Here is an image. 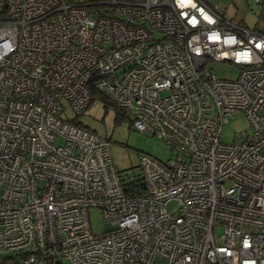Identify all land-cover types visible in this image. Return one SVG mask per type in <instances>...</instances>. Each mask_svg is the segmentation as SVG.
<instances>
[{
    "label": "built area",
    "instance_id": "obj_1",
    "mask_svg": "<svg viewBox=\"0 0 264 264\" xmlns=\"http://www.w3.org/2000/svg\"><path fill=\"white\" fill-rule=\"evenodd\" d=\"M93 92L174 158L115 172L73 123ZM0 187V264H264V34L203 0H0Z\"/></svg>",
    "mask_w": 264,
    "mask_h": 264
},
{
    "label": "rangeland",
    "instance_id": "obj_2",
    "mask_svg": "<svg viewBox=\"0 0 264 264\" xmlns=\"http://www.w3.org/2000/svg\"><path fill=\"white\" fill-rule=\"evenodd\" d=\"M207 68L217 79L233 81L238 75V67L229 63L212 62L207 65ZM68 114L73 117L71 112ZM78 119L85 127L108 142L113 168L120 175L137 170L141 155L150 156L163 163L174 158L172 151L161 140L140 134L133 129L131 112L123 113L118 108L104 107L102 101L95 99ZM243 132L250 134L249 123L242 113L236 112L234 119L228 117V122L223 126L221 142L230 144ZM1 190L0 187V195ZM89 221L94 233L103 232L99 210L91 209L89 211ZM220 233V229L215 230L216 236H219ZM153 264L167 263L156 259Z\"/></svg>",
    "mask_w": 264,
    "mask_h": 264
},
{
    "label": "crops",
    "instance_id": "obj_3",
    "mask_svg": "<svg viewBox=\"0 0 264 264\" xmlns=\"http://www.w3.org/2000/svg\"><path fill=\"white\" fill-rule=\"evenodd\" d=\"M211 7L219 8L224 18L239 25L262 33L264 28V0H203Z\"/></svg>",
    "mask_w": 264,
    "mask_h": 264
},
{
    "label": "trees",
    "instance_id": "obj_4",
    "mask_svg": "<svg viewBox=\"0 0 264 264\" xmlns=\"http://www.w3.org/2000/svg\"><path fill=\"white\" fill-rule=\"evenodd\" d=\"M262 34H264V28H263V30H262ZM92 96H93V101L95 100V99H97V100H100V101H102L103 102V104H104V107H108V106H111V107H114V108H118V107H116L115 105H113L112 103H109L103 96H101L100 94H98V93H95V92H93L92 93ZM120 111H122L123 113H126L125 111H123V110H121L120 108H118ZM125 115V114H124ZM79 119H77V120H73V123L75 124V125H77V126H79V127H81V128H83V129H85V130H88V131H90V132H92L91 130H89L87 127H85L80 121H78ZM92 133H94V132H92ZM94 134H96V133H94Z\"/></svg>",
    "mask_w": 264,
    "mask_h": 264
}]
</instances>
